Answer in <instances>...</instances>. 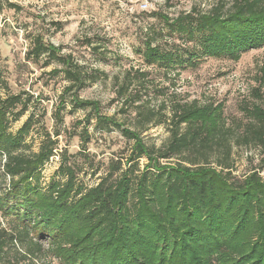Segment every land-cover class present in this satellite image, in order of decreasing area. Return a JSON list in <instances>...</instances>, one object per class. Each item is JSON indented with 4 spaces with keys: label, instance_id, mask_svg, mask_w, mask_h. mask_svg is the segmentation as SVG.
Wrapping results in <instances>:
<instances>
[{
    "label": "trees",
    "instance_id": "obj_1",
    "mask_svg": "<svg viewBox=\"0 0 264 264\" xmlns=\"http://www.w3.org/2000/svg\"><path fill=\"white\" fill-rule=\"evenodd\" d=\"M153 14L164 19L170 35L186 36L194 48L184 58L156 44V37L145 39L147 66L168 70L179 63L195 65L203 56H232L264 46V0H232L229 6L173 18ZM48 30L41 27L29 35L26 59L39 63L46 56L45 66H61L69 81V103L88 110V124L95 118L97 128L118 130L132 145L109 161L96 185L79 183L67 158L61 179L44 191L41 168L55 155L57 140L47 132L40 149L30 150L26 136L33 116L11 130L30 98L22 93L0 97V159L10 177V189L0 196L7 218V225H0V264H264V176L256 169L243 178L232 174L233 141L264 153V108H250L251 117L238 134L213 104L170 107L163 101L156 109L141 96L129 99L125 84L132 81L126 75L116 96L135 112L128 125L103 113L100 101L80 96L82 88L108 75L88 69L72 51L63 53L47 39ZM77 38L99 60L109 59L108 41ZM66 102L56 111L60 119ZM161 123H167L168 139L149 143L143 132ZM79 136L84 152L90 141L87 126Z\"/></svg>",
    "mask_w": 264,
    "mask_h": 264
},
{
    "label": "rangeland",
    "instance_id": "obj_2",
    "mask_svg": "<svg viewBox=\"0 0 264 264\" xmlns=\"http://www.w3.org/2000/svg\"><path fill=\"white\" fill-rule=\"evenodd\" d=\"M231 1L0 0V97L22 93L30 98L28 109L19 120L12 122L11 130L17 131L33 116L32 129L26 136L30 150L40 149L47 132L57 140L55 155L41 168L40 183L44 191L54 180L61 179L60 167L67 158L78 171L79 183L96 185L106 174L109 161L127 154L132 142L118 130H100L95 118L88 124V110L69 103L70 94L65 91L69 81L59 70L61 66L56 63L45 66L46 56L39 63L26 59L29 35L48 27L47 39L60 46L63 53L72 51L84 59L88 69L104 70L108 76L82 88L79 94L82 98L100 101L103 113L115 115L128 125H132L135 112L116 96L126 75L132 81L125 84L129 99L141 96L156 109L163 101L170 107L179 102L213 104L219 106L227 123L239 134L241 126L251 117L250 108L256 104L264 108V46L245 50L235 54L236 57L203 56L195 65L179 63L168 70L147 66L143 60L144 42L148 38L156 37V44L184 58L186 50L194 48L186 36L170 35L164 19L154 12L161 11L173 18L182 13H206L216 7L229 6ZM53 23L62 24V29H55ZM84 35L108 41L109 59L99 60L92 55L77 38ZM138 71H146V75L140 77ZM63 99L68 102L61 110L60 119L56 111L63 105ZM85 126L90 141L86 150L80 152L83 148L79 133ZM143 135L149 143L160 145L170 132L167 123H161L150 125ZM232 159L235 177L243 178L254 169L264 176V153L257 146L233 141ZM141 163L143 166L145 159ZM2 164L0 159V196L10 189V177L4 174ZM0 225H7L1 211Z\"/></svg>",
    "mask_w": 264,
    "mask_h": 264
}]
</instances>
